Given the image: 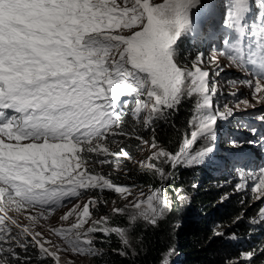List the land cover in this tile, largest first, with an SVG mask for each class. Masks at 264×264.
<instances>
[{
  "label": "snow or ice",
  "instance_id": "snow-or-ice-1",
  "mask_svg": "<svg viewBox=\"0 0 264 264\" xmlns=\"http://www.w3.org/2000/svg\"><path fill=\"white\" fill-rule=\"evenodd\" d=\"M216 6L204 0H0V264H31L30 246L55 264L61 251L102 255L94 245L97 233L115 234L127 248L136 222L155 224L164 214L163 185L173 175L165 166L174 170L202 163L213 149L193 151L194 145L200 139L214 142L218 119L232 115L228 106L220 112L214 105L218 84L202 66L203 53L190 65L180 60L183 39L198 34L200 10ZM222 18L223 47L211 60L216 63L222 55L249 71L253 79L243 83L254 85V98L264 104V0H227ZM185 99L194 100L190 131L175 153L155 137L151 144L142 139L141 124L148 128L166 119ZM257 119L264 121V115ZM116 137L150 147L139 167L154 172L159 187L146 194L97 170L111 158L132 160ZM110 140L118 151L110 148ZM238 176L237 191L251 180L253 199L264 198V167L239 169ZM93 191H113L128 200L110 211L126 215L129 227L112 225L109 215L93 218L107 202L89 196L60 217H75L73 223L49 228L63 246L36 230L65 203ZM21 215L28 223H20ZM258 216L264 221V207ZM171 254L169 249L161 264H169ZM242 255L250 260L254 253Z\"/></svg>",
  "mask_w": 264,
  "mask_h": 264
},
{
  "label": "trees",
  "instance_id": "trees-1",
  "mask_svg": "<svg viewBox=\"0 0 264 264\" xmlns=\"http://www.w3.org/2000/svg\"><path fill=\"white\" fill-rule=\"evenodd\" d=\"M200 51L202 48L199 42L183 39L180 46L181 63L190 65L191 59ZM193 102L185 99L177 110L170 111L166 119L155 121L151 127L144 128L141 124L138 134L143 140L152 141L155 137L160 145L175 153L182 135L188 130ZM228 124L234 125L232 121ZM115 139L123 141L120 146L130 153L132 160L143 147L140 140L135 138ZM225 145L228 150L229 146L235 148L236 143ZM113 146L114 151L119 150L118 145ZM132 160L121 158L112 162L120 164L119 169L108 174L114 183L130 186L135 184L139 187L149 185L152 189L160 186L161 181L154 172L132 167ZM216 168L218 169V165L213 163L189 168L177 166L174 170L168 166L166 170L172 171L173 175L163 185L169 201L166 214L155 224L143 220L136 222L128 233L130 247L127 248L115 234L104 236L97 233L94 245L104 251L102 255L93 256L90 264H161L169 249L172 250L169 264H264V221H260L258 216L261 205H254L246 212L245 206L250 195L243 190L237 191L236 185L241 181L232 174L231 167L230 170L221 171H215ZM238 168L249 170L245 167ZM191 190L192 197L185 201L182 198L184 193ZM110 200L106 204H100V209L94 214L109 215L112 225L129 227L126 215L111 214L107 208ZM243 212L250 221L256 219L261 223L253 227L244 218L237 220ZM219 227L226 229L221 232L217 229ZM215 232L223 235H215ZM120 250L126 255H120ZM248 252L254 253L250 260L242 255ZM20 254L25 256L23 252ZM26 256L30 258L31 264H55L51 258H41L35 246L28 248Z\"/></svg>",
  "mask_w": 264,
  "mask_h": 264
},
{
  "label": "rangeland",
  "instance_id": "rangeland-1",
  "mask_svg": "<svg viewBox=\"0 0 264 264\" xmlns=\"http://www.w3.org/2000/svg\"><path fill=\"white\" fill-rule=\"evenodd\" d=\"M204 2L206 4L212 3L217 6L211 9L204 8L200 10L198 34L195 38L192 35H188L184 38V40L189 42H199L200 48H202L200 53H203L202 66L205 68V70L210 71L212 78L218 84L217 95L214 98V105L218 107L220 112H223L225 110V106H228L232 109V115L228 116L226 119H218L217 139L214 142H208L204 139H200L194 145L193 151L200 150L206 146H211L213 150L208 154L202 163L193 165L191 167L205 166L208 163L218 165V169H214L215 171L230 170L229 167H231L232 174L237 178V180H240L238 176V167H245L252 172H258L260 167H264V139H261V137L264 136V121L257 119V117L264 115V104L257 103V99L254 98V85L253 87H249L248 84L243 83L245 80L253 79V75L249 71H244L241 68L230 64L228 58L222 55L217 56L216 63L212 62L211 57L213 56L214 52L223 47L222 36L218 35V33L224 31L222 17L223 15H226L227 0H204ZM221 4L225 5L223 9L219 7ZM214 34L217 35L214 36ZM217 71H219V75H216ZM256 95L259 96V94ZM245 100H247L248 104L251 106L245 107V105L242 103V101ZM237 105H239V107H237ZM229 121H232L234 125L228 124ZM252 129H256V131L253 132ZM187 131H190V129L188 128ZM183 135L181 137L180 143L182 141ZM145 141H148L149 144H151L150 140L147 139ZM248 141L252 142L248 143ZM228 143H236V145H234L235 148H230L229 146L227 150L225 144ZM109 146L112 149L114 147L111 143V140L109 141ZM150 154V147L143 145L138 155L131 161L133 165L132 167H139V163L141 161H145ZM115 160H112V162ZM168 166H165V168L167 169ZM179 166L181 168H189L183 165ZM96 167L97 170L102 171L106 175H108L111 171L119 169L117 168V164L112 163L106 164L102 167L96 165ZM249 170L246 172H249ZM150 188L152 189L151 186L144 185L139 187L137 190H143L147 194L150 191ZM251 188L252 182L251 180H248V187L243 189V191L250 195L249 202L247 203V206H245L246 212L247 209H251V207L254 205H261V207H264V198L253 199ZM192 195L193 190L184 193L183 196L185 198H182L185 199V201H188ZM89 196L102 197L104 201L111 199L107 204V208L110 210L113 206L123 207L126 203H128V200L122 199L119 194L113 191H105L103 193L93 191L86 193L83 197L79 199L74 198L70 202L65 203L63 207L58 208L48 218L47 221L41 220V226H38L36 230L42 232L44 237L50 240L53 244L59 243L63 246V241L58 236L51 233L49 228L68 226L69 224L73 223L75 217H70L68 221H61L60 217L76 203L79 202L83 204ZM113 202H115V205H113ZM99 209L100 206L97 211ZM95 211L96 210L93 211V218L98 219L100 216H103L95 215ZM167 211L168 204L163 215H165ZM239 217L240 219L244 218L253 227L261 223H251L252 220L250 221L246 217L245 212L241 213ZM19 220L21 224L28 223V221L25 220L22 215L19 217ZM262 225H264V222H262ZM217 229L223 232L226 228L219 227ZM59 255L60 264H90L93 257L90 255L73 254L71 250L61 251ZM13 264H19V262L16 263V261H13Z\"/></svg>",
  "mask_w": 264,
  "mask_h": 264
}]
</instances>
